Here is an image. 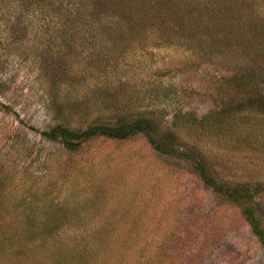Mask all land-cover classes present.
I'll return each mask as SVG.
<instances>
[{"label":"rangeland","instance_id":"rangeland-1","mask_svg":"<svg viewBox=\"0 0 264 264\" xmlns=\"http://www.w3.org/2000/svg\"><path fill=\"white\" fill-rule=\"evenodd\" d=\"M96 1L58 3V16L57 4L49 15L20 0L0 7V230H20L23 219L22 236L63 231L47 248L80 247L77 264L91 253L92 264H264L242 209L197 172L248 186L264 227V115L242 109L264 94V0H102L92 18ZM216 110L234 114L240 144L175 126ZM115 113H146L154 128L91 138L78 152L45 135ZM102 230L130 250L102 251Z\"/></svg>","mask_w":264,"mask_h":264},{"label":"trees","instance_id":"trees-1","mask_svg":"<svg viewBox=\"0 0 264 264\" xmlns=\"http://www.w3.org/2000/svg\"><path fill=\"white\" fill-rule=\"evenodd\" d=\"M10 1L16 0H0L1 9L6 10L7 7L10 5ZM20 2L21 3L17 5L31 7L33 10H35L34 12L49 15L50 13L47 11L49 10L48 7H51L50 10H53V8L56 7V4L58 6V3L63 4V2H66V0H20ZM102 4V0H99L98 2L96 1V3L94 4L96 9L92 7L90 12V16L92 18L99 16L97 8L99 7L100 9ZM57 12L58 13L56 15L58 16L61 13V9L59 8ZM119 26L120 27H118L117 30L120 32L121 35H124V27L121 25ZM130 29H132L133 31L135 30L133 24H131L129 30H127L128 35L133 34L130 32ZM66 32L58 31L57 33H59V36L57 39H60V36L64 38ZM72 37L74 36L71 35L70 38ZM68 44H71L73 47H75L74 42H68ZM261 49L264 50V47ZM112 52L109 50L102 54L101 62H109L111 58H109V60L107 59L108 57H111ZM240 86L242 85H239V87ZM254 88H256V86ZM252 95L258 96L249 97L246 103L243 105L244 107L242 109L249 110V114L260 113L264 115V94L262 95V93L256 92ZM96 111L100 112L101 110L98 108V110ZM231 113L232 112L225 114V111L216 110V112H210L208 115L202 118H197L194 114L188 113L187 115L185 114L182 116H178L179 121L177 124H175V126L184 130L188 129L191 132L194 131L195 133H193L198 134L199 137L202 138V136H204L205 138H203V140H207V138H217L221 135L224 139L230 141L232 145H235V141L237 142L236 144H240L238 141H240V134L242 130L238 128L239 126L236 124L237 122L234 121L237 119H235L234 114L231 115ZM115 114L116 115L113 116V118L116 119L102 118L101 116L97 117L96 119H93L91 121V124L89 123L86 129L82 130H76L63 124H58L45 135L50 139H60L70 152H78L81 149L84 141H88L91 138L105 137L109 139L125 140L138 132L150 133V131L154 128L153 118L151 116L145 115L146 113H139L133 116L132 113ZM245 115L246 117L243 120V123H247L251 120L249 117L250 115H247L246 113ZM249 124H251V121ZM249 133H251V131H249ZM246 134L248 136V132H246ZM170 135H173L175 137L177 135V132H170ZM154 144H156V148L166 153L175 152V150H173L171 147H168L167 144ZM197 166V172H199L201 180L207 186L211 187L215 193L226 197L242 209V215L246 218L247 222L249 223L252 229V232L259 239L261 245L264 247V227L263 223L261 222L260 216H258L254 207L250 204L252 200V193L249 187L244 186L238 188H231L223 184H219L216 180L207 175L204 167H202L200 164H198ZM33 217L34 216L32 214L28 216V221L32 222ZM21 224L23 226L20 230L12 231L11 229H8L6 233L0 230V264H37V262L32 263L37 259V257H44V260H47L51 257L57 258L55 260L57 261V263L55 264H64L65 260L66 264H77V260L82 259L81 257L83 255L82 253H80V247H76V249L73 248L71 250L66 249L69 245L59 244V241L57 243V246H55L53 249L47 248L48 245L46 241L48 237L52 236L57 241V236L62 235L63 231H58L57 229H50V231L41 230L38 233H33V230H29L28 232L24 233V236H22L21 234L25 230V220L22 219ZM116 233L117 232L115 231H99L100 240L97 242L98 247H100L102 251L105 249L106 252H109L111 251V246L115 243L114 249L116 247H120L118 252L124 253L125 251H129L130 247L125 244L122 245L121 243L116 242V240L121 237V235H119V237L116 238ZM19 236L22 239V244H17V239L19 238ZM58 245H60L61 249L58 247ZM100 252L98 250L99 254ZM88 258L90 260L93 258L92 253L89 255ZM30 260L31 262H29ZM90 260L86 261L87 264H92ZM37 261L39 262L38 264H42L41 262H45L39 260ZM80 262L83 263V259L80 260Z\"/></svg>","mask_w":264,"mask_h":264}]
</instances>
